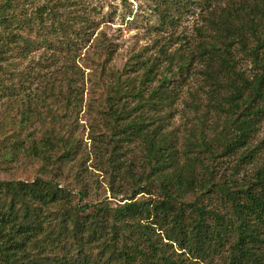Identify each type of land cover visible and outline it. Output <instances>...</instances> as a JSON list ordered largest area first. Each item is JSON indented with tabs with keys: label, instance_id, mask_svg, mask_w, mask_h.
Instances as JSON below:
<instances>
[{
	"label": "trees",
	"instance_id": "trees-1",
	"mask_svg": "<svg viewBox=\"0 0 264 264\" xmlns=\"http://www.w3.org/2000/svg\"><path fill=\"white\" fill-rule=\"evenodd\" d=\"M34 3L0 0V97L16 93L22 82L18 60L35 49L36 12L29 13ZM251 9L256 17L224 9L214 24L212 41L200 43L192 59L205 63L201 74L211 86L208 96L226 114L229 128L219 131L211 142L204 132L205 118L183 141L176 129L168 130L181 92L180 84L169 75L181 72L187 62L183 54L161 49L163 61L168 62L165 71H158L157 62L148 67L143 63L138 89L128 88L118 96L122 85L117 83L114 94L108 96L109 127L118 137L110 157V188L116 196L128 187L129 198L117 206L84 202L89 193L84 184L76 201L75 192L61 185V179L63 166L78 152V141L47 130L39 142L30 140L27 147L42 162L35 178L0 180V264H216L214 258L233 237L236 240L223 264H264V163L252 180L238 185L234 180H216L215 165L205 164L200 156L205 151L215 161L214 142L224 153L248 146L264 117V31L259 34L258 20L264 17V0L262 6L255 4ZM248 35L256 42L254 47ZM235 44L253 59L256 72L252 76L238 68ZM112 52L107 48L104 61L99 62L103 70ZM138 63L130 62L127 69L137 71ZM156 80L158 84L152 86ZM122 97L139 102L133 108H117ZM197 106L193 100V108ZM21 115L25 126L31 115L27 110ZM137 141L144 147L148 171L121 170L123 164L115 159L118 144ZM13 144L17 156L24 150V141ZM74 177L83 183L81 172ZM129 178L133 185L126 182ZM143 180L145 184H139ZM155 189L160 197L156 201L137 199L142 193L154 194ZM215 195L229 205L232 218L204 204L205 197Z\"/></svg>",
	"mask_w": 264,
	"mask_h": 264
},
{
	"label": "rangeland",
	"instance_id": "rangeland-1",
	"mask_svg": "<svg viewBox=\"0 0 264 264\" xmlns=\"http://www.w3.org/2000/svg\"><path fill=\"white\" fill-rule=\"evenodd\" d=\"M255 4L262 6L263 0H35L29 10V13L36 12L35 49L18 60L22 82L18 83L16 93L12 97H0V180L34 179L42 162L31 155L27 147L31 145L30 140L39 142L47 130L54 129L70 142L79 144L74 160L63 166L61 185L75 192L76 201L86 184L89 193L84 202L123 204L121 200L131 195L128 187H122V193L116 196L110 188V157L115 145L113 140L118 137L113 136L109 127L111 101L108 96L114 94L117 83L122 85L118 96L129 91L128 88L138 89L145 71L143 63L148 67L157 62L158 71H165L168 62L163 61L161 49L167 54L181 53L187 62L185 68L169 75L180 84L181 92L173 105L168 130L176 129L183 141L191 128L205 118L204 132L211 142L229 125L226 114L216 109L208 96L211 86L201 74L205 63L197 57L192 59L200 43L212 41L214 24L220 20L224 9L236 10L241 17L249 13L256 17L251 9ZM258 20L260 34L264 31V17ZM250 38L248 35L254 47L256 42ZM109 47L113 52L103 70L99 62L104 61ZM233 52L238 68L252 76L256 72L253 59L239 44H235ZM100 54H103L102 59ZM137 61V71L127 69L130 62ZM157 84L156 80L152 86ZM193 100L198 104L195 109ZM138 102L135 97H122L116 107L121 109L126 105L129 109ZM26 110L31 119L23 126L21 113ZM19 141H24V150L15 156L13 143ZM200 149H196L195 154ZM211 149H218L215 161L210 160L208 152L200 156L205 164L213 162L216 180L247 184L264 163V117L248 146L224 153L223 147L214 142ZM116 153L115 159L123 164L121 170L131 167L136 174L148 171L140 141L120 142ZM243 155L248 156L240 161ZM77 171L81 172L83 183L75 179ZM125 181L123 184H134L130 178ZM157 192L155 189L154 194L142 193L137 199L156 201L160 198ZM203 202L208 209L226 215L227 219L233 217L220 195L205 197ZM235 240L236 237L230 239L221 255L214 258V263L228 261Z\"/></svg>",
	"mask_w": 264,
	"mask_h": 264
}]
</instances>
